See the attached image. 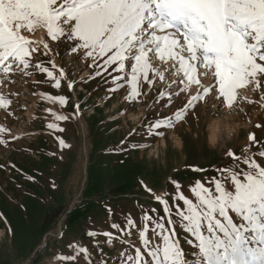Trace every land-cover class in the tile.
Wrapping results in <instances>:
<instances>
[{
	"label": "rangeland",
	"instance_id": "374dc122",
	"mask_svg": "<svg viewBox=\"0 0 264 264\" xmlns=\"http://www.w3.org/2000/svg\"><path fill=\"white\" fill-rule=\"evenodd\" d=\"M59 26L49 31L40 22L22 30L28 67L11 58L9 67L0 66L7 69L0 72V264H85V256L90 264H136L145 228L151 246L163 243L153 222L174 226L182 247L193 250L173 198L183 194L195 203V182L220 177L221 168L252 172L245 158L264 159L258 155L264 152V81L237 83L233 107L224 97L199 103L190 92L197 88L188 89L198 82L199 61L182 78L179 59L166 52L163 60L146 54V74L135 61L121 70L120 62L105 63L107 57H82ZM42 29L44 45L34 39ZM210 86L219 93L215 65ZM227 111L233 133L226 135L223 124L222 138L211 145L209 123ZM157 197L169 202L175 225ZM196 259L185 254L188 262Z\"/></svg>",
	"mask_w": 264,
	"mask_h": 264
},
{
	"label": "snow or ice",
	"instance_id": "6c2138e0",
	"mask_svg": "<svg viewBox=\"0 0 264 264\" xmlns=\"http://www.w3.org/2000/svg\"><path fill=\"white\" fill-rule=\"evenodd\" d=\"M57 21L58 31L74 43V50L82 57H107L105 63L120 62L121 70L125 61H135L146 74L148 52L162 60L165 52L170 58L178 57L186 77L193 67L185 66V53L190 61H199L205 68L214 64L219 93L204 89L206 103L224 97L228 107H233L232 90L237 83L243 84L245 78L253 83L264 81V0H0V62L11 58L10 63L27 68L24 57L29 41L22 30L44 22L52 31ZM6 70L0 68V72ZM132 71H137L135 65ZM220 103L223 105L224 100ZM258 155L264 157V152ZM245 163L252 172L229 169L223 174L221 168L217 170L222 173L220 177L195 182L190 189L195 203L183 194L173 198L180 227L195 240L188 239L187 243L198 248L203 264H264V159L255 163L245 158ZM156 202L169 217L167 223L175 225L169 202L159 197ZM144 219L151 221L150 216ZM237 219L247 226L238 225ZM152 231L163 243L153 247L147 238L148 229L140 232L145 251L137 252V264H148L149 259L151 264H189L174 226L166 230L164 223L153 222ZM250 231L255 233L251 239L245 236ZM104 235L111 246L110 234ZM256 241L262 246H249ZM85 264H90L87 256ZM192 264H201L199 257Z\"/></svg>",
	"mask_w": 264,
	"mask_h": 264
},
{
	"label": "bare ground",
	"instance_id": "6f19581e",
	"mask_svg": "<svg viewBox=\"0 0 264 264\" xmlns=\"http://www.w3.org/2000/svg\"><path fill=\"white\" fill-rule=\"evenodd\" d=\"M41 26V25H40ZM43 26V25H42ZM45 33H46V30L45 29H42L40 32L37 33V35H35V40L37 42H39L40 44L42 43L43 45L46 44L45 43ZM46 47V46H45ZM214 69V68H213ZM205 75L207 77H203L201 76V79L202 81L204 82V84L208 83L209 79H210V72L206 71L205 72ZM251 84V83H249ZM258 85V84H257ZM251 86V85H250ZM247 87V86H246ZM243 88V87H242ZM251 88V87H250ZM191 89V88H189ZM254 89V88H252ZM250 90V89H249ZM241 91V90H239ZM254 91V90H253ZM245 92V91H244ZM250 92V91H249ZM243 93V92H241ZM246 93V92H245ZM248 96V95H246ZM133 97V96H132ZM262 101V100H261ZM236 108V107H235ZM233 110V109H232ZM230 111V110H229ZM225 114H223V118H217L215 119L214 121L210 122L209 123V130H210V136H209V143L211 145H215L218 143L219 141V137L222 138V133H223V124H225V129L224 131H226V135H230L233 133V127L230 125L229 121L231 122V116L228 114V111L227 112H224ZM263 113V112H262ZM236 115V114H235ZM259 115V113H258ZM33 118V117H32ZM233 119V118H232ZM213 120V119H212ZM256 120V118H255ZM233 121V120H232ZM241 126L240 124H236L235 127H239ZM232 127V128H231ZM244 129V127H242ZM137 134V133H136ZM237 135V134H236ZM147 148V147H146Z\"/></svg>",
	"mask_w": 264,
	"mask_h": 264
},
{
	"label": "trees",
	"instance_id": "16d2710c",
	"mask_svg": "<svg viewBox=\"0 0 264 264\" xmlns=\"http://www.w3.org/2000/svg\"><path fill=\"white\" fill-rule=\"evenodd\" d=\"M106 87H108V86H106ZM222 235V234H221ZM190 239V238H189ZM191 239L195 242V240H194V237H191ZM186 240H188V239H186ZM254 247H257V244L256 243H254V245H253ZM193 248V247H192ZM186 253V252H185ZM188 253V252H187ZM190 253H195L196 254V248H193V250H191V252H189L188 253V256L190 255ZM187 255V254H186ZM193 256H197V257H199V255H193ZM137 264V263H136ZM189 264H192V262H190ZM201 264H203V262H201Z\"/></svg>",
	"mask_w": 264,
	"mask_h": 264
}]
</instances>
